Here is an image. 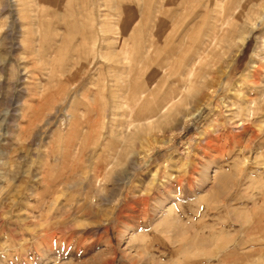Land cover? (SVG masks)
I'll return each mask as SVG.
<instances>
[{"label": "rangeland", "instance_id": "374dc122", "mask_svg": "<svg viewBox=\"0 0 264 264\" xmlns=\"http://www.w3.org/2000/svg\"><path fill=\"white\" fill-rule=\"evenodd\" d=\"M149 37L176 46L169 65L132 117H97L127 108L107 88L131 81L127 55ZM258 65L264 0H0V264H23L22 230L30 241L51 213L70 251L28 264H264V139L240 145L264 137V97L253 110L260 89L242 79ZM209 140L234 151L209 164ZM245 164L251 185L233 189ZM156 188L155 219L133 228L137 197Z\"/></svg>", "mask_w": 264, "mask_h": 264}, {"label": "bare ground", "instance_id": "6f19581e", "mask_svg": "<svg viewBox=\"0 0 264 264\" xmlns=\"http://www.w3.org/2000/svg\"><path fill=\"white\" fill-rule=\"evenodd\" d=\"M160 31H162V30H160ZM174 32H175V30H174ZM174 32H172V33H174ZM138 33L140 34L139 31H138ZM132 37L135 40L137 39L136 31ZM176 37L177 36H173L172 34L167 36V38H165L167 40V41L165 40L167 43L166 45H169L170 43L173 44ZM146 39H148V42L146 45L145 52L143 50L139 51L136 49L135 50L131 49V51L127 55V57H128L127 59L130 60V64H129L130 65L129 66L130 72L133 73L132 74L133 78L131 77V81L128 82L127 85L120 86V84H118L119 81L116 80L115 86L113 85L112 87L107 88L109 94H111L113 99L117 98V97L124 99L126 101V103L128 104L127 105L124 103L125 105H127V108L119 111L117 108H115V105L113 106V108L104 107L101 109V111H99V114L97 115V117L101 118L100 116H102L103 120L104 119H115L118 114H121L123 116L128 115V114H130V115L132 114L131 115V117H132L133 113H134L133 105H135L139 100L142 99V97L144 96L143 94H145L149 90L150 85L153 84V82L157 80V77H158L157 75L159 74V71L161 69L164 70V68L169 65V58H173V56L177 52L176 46L173 48L166 46L168 48H165V50L162 51V53H161L158 49V45H156L155 39H152L151 37L146 38ZM132 46H134V45L132 44ZM136 47H137V45H136ZM127 53H128V51H127ZM182 56H183V54H182ZM153 66H155V67L153 68ZM262 72H263V69L258 65L253 70L249 69V71L242 78L243 81L246 83V87H247L246 90L260 89V91H261V92L257 91L255 93L256 97L254 99L251 98L252 102H255L253 110H256V111L260 109V101L259 100L261 99V96H262V98L264 97V85H262L264 82V76H263L264 74H262ZM108 85L109 84H107V87H108ZM257 95H259V96H257ZM240 100L238 99L237 101H240ZM263 101H264V99H263ZM123 106H122V108H123ZM236 112H238V111H236ZM99 118H96V120L93 119L94 122L98 123ZM249 126H251V125H249ZM217 129H219V128H217ZM248 129H250V128L245 127L246 132L248 131ZM225 131H228V129L226 128ZM252 132H253V130H252ZM220 136H221V134H220ZM247 139H248V137H247ZM263 139H264V137L261 134H259V132L254 131V133L250 136V138L245 143L240 144L242 146L243 152H245V153L251 152L253 149L258 148L259 143L262 142ZM213 140H215V139H213ZM243 140H244V138H243ZM211 144H212V140H209L206 142V144L204 146L202 145V158H204L206 161H208L207 163H209V164H211L215 161H218V160L227 159L234 151V148L231 147L232 145L227 147V148H223V147L219 148V147H214ZM261 144L262 143H260V145ZM240 151H241V149H240ZM206 161H204V162H206ZM204 166H205V164H204ZM206 166H207V164H206ZM196 167H197L196 165H192L189 174H186L185 176H183V178H185V180L187 181V183L189 184V187L191 189H193L195 186L194 181H193V177H192V173L194 171H196ZM251 167L247 164H245L243 167H241V169L239 171V173H240L239 178H237L238 177L237 176L236 177L237 179L232 178V180H231L232 185H233V189H234V187H237L242 183L246 184L248 177L253 173V171H252L253 169H251ZM131 175H132V173L130 172L127 177H130ZM181 179L182 178L177 179V182L181 183V181H182ZM223 181L225 182V180H223ZM249 185H251V184H249ZM125 187H126V185H123L121 192H120L121 193L120 196L122 195ZM156 191L157 192L153 191L152 193H148L149 192L148 191L147 193L139 195L137 197L136 205L134 206L133 213L130 216V220L133 223V225H132L133 228H139V229L148 228L150 226V224L152 223V221L155 219L156 215H155V213L152 212V200L156 198V193L158 194V196H161L163 193L162 192L163 190L161 188H156ZM219 196L222 198L223 202L225 200L227 201L228 198H230V196H231V191H229L223 195H219ZM119 200H120V197L116 202H119ZM50 215H53V214L51 213ZM50 215L43 216V219L39 222L42 226L41 230L37 231L34 234H31V238L29 237L31 239L30 241H28V239H27L28 237H26L27 233L24 230H22L21 236H20V239L22 241L21 246H20V254L23 257L22 258L23 264H28V261L31 263L36 262L40 258H42V259L43 258H50L51 254H56V255L60 256L62 254L68 253L70 251V248H71L72 242H73V238L70 235L71 233H69L70 230L68 229V227L66 228V225L64 226V224H65L64 219L53 221V219H55V218L52 219ZM53 216H55V215H53ZM158 232L159 231L156 229L153 230L154 238H155V240H157V245L159 246L161 236L158 235L160 233V232L159 233ZM68 233H69V235H68ZM96 244H98V240H92V242L89 245H85V243H82V242L80 243V245L83 246V250L85 248L92 249V248H94V246ZM145 244L146 243H144V245ZM147 246H149V245H147ZM139 248H141V246ZM139 248H138V250H139ZM145 250H147V249H145ZM151 251H152V249H151ZM93 262L95 264H100L101 262H103V258L101 256V254L97 255L94 258Z\"/></svg>", "mask_w": 264, "mask_h": 264}]
</instances>
